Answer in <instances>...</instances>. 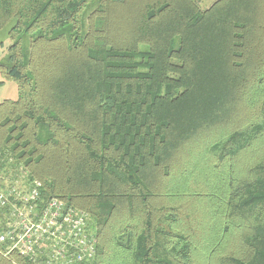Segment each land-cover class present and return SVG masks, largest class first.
I'll list each match as a JSON object with an SVG mask.
<instances>
[{
    "label": "trees",
    "instance_id": "trees-1",
    "mask_svg": "<svg viewBox=\"0 0 264 264\" xmlns=\"http://www.w3.org/2000/svg\"><path fill=\"white\" fill-rule=\"evenodd\" d=\"M198 2L0 0V172L89 214L90 264H264V0Z\"/></svg>",
    "mask_w": 264,
    "mask_h": 264
},
{
    "label": "built area",
    "instance_id": "built-area-1",
    "mask_svg": "<svg viewBox=\"0 0 264 264\" xmlns=\"http://www.w3.org/2000/svg\"><path fill=\"white\" fill-rule=\"evenodd\" d=\"M22 169L0 172V255L16 264L13 254L33 264H90L96 236L89 214L57 197L42 196V182L25 176L19 187L7 176ZM10 174V175H8Z\"/></svg>",
    "mask_w": 264,
    "mask_h": 264
},
{
    "label": "rangeland",
    "instance_id": "rangeland-1",
    "mask_svg": "<svg viewBox=\"0 0 264 264\" xmlns=\"http://www.w3.org/2000/svg\"><path fill=\"white\" fill-rule=\"evenodd\" d=\"M215 1L216 0H199L198 5L200 9L205 10L209 8ZM14 22H15L14 20H11L3 28L0 29V62H5L8 57V50L11 44V40L9 37V30L14 25ZM23 44H24L23 45L24 49L28 48L27 39L23 40ZM17 97H18L17 83L14 80H10L6 78L4 73H2V71L0 70V102L7 100V99L16 100ZM26 175H27L26 173L11 174V177H13V179L7 176V180H10L15 185L22 187L25 185L24 182H26L25 180ZM227 180H228L227 176L221 173H217L216 175L211 176L210 179H208V177L200 179L199 187L201 190H204L202 188H205V190L208 191L206 186L208 185L210 188L212 186L211 188L213 190V195L211 196L212 202L215 206H217L218 205L217 203L219 202V197H220V202H221V199L228 192ZM204 182H206L207 184H204ZM208 207L209 206L207 204V209H209ZM4 222H5V217L4 216L0 217V224H3Z\"/></svg>",
    "mask_w": 264,
    "mask_h": 264
}]
</instances>
